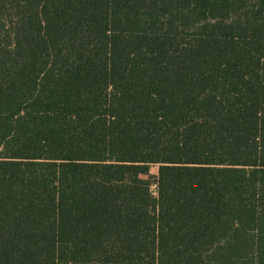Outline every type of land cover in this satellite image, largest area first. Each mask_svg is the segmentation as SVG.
Returning <instances> with one entry per match:
<instances>
[{
  "label": "trees",
  "instance_id": "16d2710c",
  "mask_svg": "<svg viewBox=\"0 0 264 264\" xmlns=\"http://www.w3.org/2000/svg\"><path fill=\"white\" fill-rule=\"evenodd\" d=\"M0 264H264V0H0Z\"/></svg>",
  "mask_w": 264,
  "mask_h": 264
}]
</instances>
